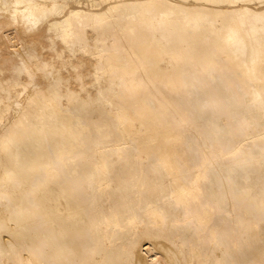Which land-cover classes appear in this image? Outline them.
I'll return each instance as SVG.
<instances>
[{
  "label": "bare ground",
  "instance_id": "bare-ground-1",
  "mask_svg": "<svg viewBox=\"0 0 264 264\" xmlns=\"http://www.w3.org/2000/svg\"><path fill=\"white\" fill-rule=\"evenodd\" d=\"M0 264H264V0H0Z\"/></svg>",
  "mask_w": 264,
  "mask_h": 264
}]
</instances>
